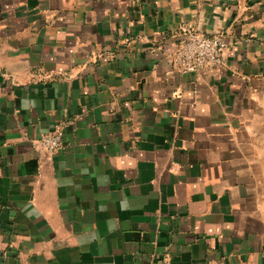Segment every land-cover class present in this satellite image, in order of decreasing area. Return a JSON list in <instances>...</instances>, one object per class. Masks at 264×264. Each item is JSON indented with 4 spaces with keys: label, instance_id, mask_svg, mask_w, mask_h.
<instances>
[{
    "label": "crops",
    "instance_id": "1",
    "mask_svg": "<svg viewBox=\"0 0 264 264\" xmlns=\"http://www.w3.org/2000/svg\"><path fill=\"white\" fill-rule=\"evenodd\" d=\"M0 264H264V0H0Z\"/></svg>",
    "mask_w": 264,
    "mask_h": 264
},
{
    "label": "built area",
    "instance_id": "2",
    "mask_svg": "<svg viewBox=\"0 0 264 264\" xmlns=\"http://www.w3.org/2000/svg\"><path fill=\"white\" fill-rule=\"evenodd\" d=\"M182 31L180 43L171 55L172 62L178 71L194 73L223 65L228 48L223 36H206L186 27H183ZM36 146L49 153L58 151L62 147L60 131L54 130L42 135Z\"/></svg>",
    "mask_w": 264,
    "mask_h": 264
}]
</instances>
